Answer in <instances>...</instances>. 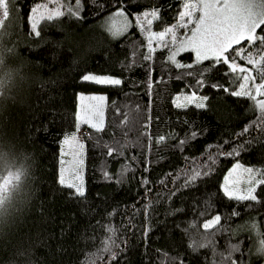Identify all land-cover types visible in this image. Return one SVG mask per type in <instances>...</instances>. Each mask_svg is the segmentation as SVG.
Returning a JSON list of instances; mask_svg holds the SVG:
<instances>
[{"label":"trees","instance_id":"obj_1","mask_svg":"<svg viewBox=\"0 0 264 264\" xmlns=\"http://www.w3.org/2000/svg\"><path fill=\"white\" fill-rule=\"evenodd\" d=\"M39 1L17 0L0 42L17 53L0 98V169L25 171L0 218V264H228L229 255L236 264H260L264 257L245 226L255 224L264 237V184L256 187L257 201L229 199L222 189L236 161L264 173V131L254 126L240 135L259 109L223 90L241 81L226 65L197 63L191 51L180 58L192 68L176 67L165 47L145 60L146 38L136 25L119 36L105 27L120 0H81L78 17L68 12L75 0H61L64 15L40 21L37 37L29 15ZM152 8L159 19L151 26L160 29L182 5L123 0L131 16ZM90 72L122 83L83 82ZM80 91L103 92L107 104L103 131L86 127V195L76 198L58 180L61 141L76 129ZM189 91L207 97L204 108L175 106L174 95ZM215 214L219 224L204 229Z\"/></svg>","mask_w":264,"mask_h":264},{"label":"snow or ice","instance_id":"obj_2","mask_svg":"<svg viewBox=\"0 0 264 264\" xmlns=\"http://www.w3.org/2000/svg\"><path fill=\"white\" fill-rule=\"evenodd\" d=\"M94 2V0H93ZM17 0H0V42H2L7 32L5 31L6 23L10 18L12 12L15 11ZM49 3L56 4V7L49 9L48 4L37 5L30 9V27L32 34L40 36L38 25L42 20H53L64 15L59 7L58 0H49ZM121 7L113 17H110L108 30L114 36L120 35L125 28H127V19L123 9V0H120ZM182 9L177 12V23L171 27H166L160 32H153L147 37L148 40V55L144 56L145 60L151 59V53L155 51L151 47L153 38L157 41L164 42L165 46H175L177 44L176 29L184 28L187 30L186 35L179 41V46L169 56V60L176 64V67L192 68L194 65H183L175 60L176 55L182 51H191L195 53V60L200 63L204 60L211 59L214 63L226 65L233 75V80H239V90H223L228 94L236 97H247L252 100L254 107L259 109L260 115L253 125L246 126L240 135L249 132V128L258 126L261 131H264V0H181ZM81 0H75V8H68L70 15H76L81 10ZM43 9V11H41ZM46 13V14H45ZM144 21L150 26L154 19H159V10L152 8L151 11L143 14ZM139 19V18H137ZM143 30V24H138ZM259 30V33H258ZM171 35V41H166L165 38ZM246 42V47L236 48L235 46L241 45ZM255 48L256 52L249 54V49ZM11 51V49H9ZM237 59H244L247 66H240L236 63ZM255 73V75L253 74ZM191 75V73H189ZM11 79V73L3 70V57L0 56V95H3L4 89ZM83 82H90L96 85L118 86L122 81L118 78L110 76H101L92 73H87L81 77ZM259 79V83H257ZM202 83V81H198ZM212 87L220 88L221 85H211ZM83 101L85 97L81 96ZM90 101H97V104H90L82 106L80 111L75 114V127L77 132L81 125H88L90 128L97 132L103 131L104 114L102 110V102L105 100L104 96H91L87 98ZM185 101L192 103L196 101L195 94L186 96ZM207 100V97H203ZM180 98L177 97L175 106L177 108L184 107L179 102ZM197 108H204L203 102H197ZM195 136V133H193ZM166 137L159 136L157 143H164ZM185 141H180L183 144ZM65 145H76L79 149H83V144L79 143L77 136L71 134L66 136L63 140ZM111 155V151L108 153ZM227 155H235L236 149ZM2 159V157H0ZM63 163V161H62ZM83 161H78L77 170L74 172V181L66 184V178L61 169V175L58 183L64 185L69 189H73L70 193L71 196L76 198L85 197V188L82 176L80 175L79 166ZM240 165L237 164L233 172L237 171ZM254 169L246 168L244 172L249 175L247 181L248 187L243 191L236 187L238 181H230L225 179L224 194L229 199L238 201H257L256 187L264 184V179L257 180L253 175ZM106 178H110L107 177ZM199 173H194L192 179L197 178ZM232 175V173H230ZM25 176L23 167L13 168L8 166L0 169V218H2L8 211V206L11 203L14 193H16L21 185L22 178ZM147 183V181H145ZM231 185V186H229ZM220 216H215L212 220L206 222L204 229L212 228L214 225L219 224ZM198 247L205 245L200 244ZM107 250V249H106ZM238 247L233 248V251H238ZM264 252V242L259 249ZM115 259V254H113ZM228 264H236L231 256L227 257ZM182 264V262H181Z\"/></svg>","mask_w":264,"mask_h":264},{"label":"rangeland","instance_id":"obj_3","mask_svg":"<svg viewBox=\"0 0 264 264\" xmlns=\"http://www.w3.org/2000/svg\"><path fill=\"white\" fill-rule=\"evenodd\" d=\"M58 2H59V7H60L61 11L64 12L63 2L61 0H58ZM44 4H48L49 9H52V8L56 7V4L49 3V0H40L39 2H37L35 4V6H37V5H44ZM41 11H43V9H41ZM116 12H117V10H115L109 16H107V18L105 20V27L108 28V25L110 23V19L109 18L110 17H113ZM145 12H149V10H143L141 12L134 13L131 16L130 14H128L125 11V15H126V19H127L128 26H127V28L124 29V31L130 29L133 25H136V27L145 36V38H146V44H147V48H148V40H147V37L150 35V33L160 32V31H162L166 27H171V26L175 25L177 23V19L173 23L168 24V25L164 26L163 28L155 29L151 25L149 26L144 21L143 14ZM137 18H139V19H137ZM29 19H30V15H29ZM138 24H143V30L140 27H138ZM124 31L122 33H124ZM186 32H187V30L184 29V28H178V29H176V33L175 34H176L178 40H177V44L175 46H172V45L169 44V46L166 47L165 44H164V42L157 41L155 38H153L151 47L154 48V49L155 48H163V47H165L167 49V51H168V58H169V56L172 54V52L175 51L176 48L179 46V41L184 38V36L186 35ZM111 34H112V32H111ZM116 36H119V35H116ZM165 40L170 42L171 41V35L167 36L165 38ZM240 46L241 45H237L236 48H239ZM244 48H245V46H244ZM241 49H243V48H241ZM248 51H249V54L255 53L251 49H249ZM182 52H184V51H182ZM182 52H179L176 55V57H175V60L177 62H179L180 64L183 63L182 60H181V58H180V54ZM193 55H194V59H195V53L194 52H193ZM238 65H240V66H247L246 64H244V65L238 64ZM247 67L251 68V66H247ZM90 73L96 74V75H101V76H110V77H113V78L120 79L118 76H115V75L98 74V73H93V72H90ZM257 83H259V82H257ZM236 90H239V87ZM192 94H195V96L197 98L196 101H194L192 103H187L184 98L186 96H191ZM81 96L85 97V99L83 101L80 99ZM91 96H104L105 97V100L102 102V110H103L104 121H105V109H106V104H107V97H106V94L103 93V92H84V91H80L78 93V99H77L78 100L77 101V112L80 111V109H81L82 106H87V105H90V104H97V103H99L97 101H90V100L87 99L88 97H91ZM177 97L180 98L179 102L181 104H183L184 106L190 105V104L196 105L197 102H203L205 104V101H206V100H203L202 99L203 97H206L205 95L199 94V93H195L193 91H189V92H177L174 95V103L175 104L177 102ZM87 126L88 125H81V127L79 129V132H77V130L75 129L73 132H71V133H69V134L66 135V136H70L71 134H75L77 136V139H78L79 143L83 144V149H79L76 145H65L63 143V140L66 137L65 136L63 138V140L61 141L60 155H59V159H60V161H59V177L61 175V169H63L64 170L63 171V175L66 178V184L67 183H72L74 181V179H75L74 172H76V170H77L78 161H80V160L83 161L82 165L79 166V169H80V175L82 176V179H83L84 188H85V180H86V165H85L86 143H85L84 135L87 134V133H89V131L86 129ZM62 161H63V163H62ZM237 164L240 165V168L237 171L233 172V169L236 168V165ZM246 168H252V169L256 170V171H254L253 175L256 177L257 180L264 179V173L262 172V170H261L260 167L253 166V165H247V164L242 163L240 161H236V162H234L232 164V166L227 170L226 174L224 175V178H223V181H222V189L224 190V187H225V179L228 178L230 181H238V183L236 184V187L240 190L241 193H243V191L249 186L248 183H247V181L249 179V175L244 172V169H246ZM230 173H232V175H230ZM229 186H231V185H229ZM217 215L219 216V214H215L211 218L205 220L203 222V225L206 222H208L209 220H212ZM245 227H247L248 230H251L254 233V235L256 237V244H255L256 247H255V250H256V252H261V251H259V249H260V247L262 245V242H264V237L261 236V234L259 233L257 226L255 224L248 223V226L246 225ZM261 253H262L263 257H264V252H261ZM260 264H264V258H263V261Z\"/></svg>","mask_w":264,"mask_h":264},{"label":"clouds","instance_id":"obj_4","mask_svg":"<svg viewBox=\"0 0 264 264\" xmlns=\"http://www.w3.org/2000/svg\"><path fill=\"white\" fill-rule=\"evenodd\" d=\"M9 49H11V51H9ZM0 56L3 57V70L5 72H7L8 68H9V63H8L9 58L10 57H16L17 53L15 52L14 49L7 47L6 44L0 43ZM23 74H24L23 71L17 72L15 74L14 78L17 75H20L21 77H23ZM3 96H4V92H3V95H0V98H2Z\"/></svg>","mask_w":264,"mask_h":264}]
</instances>
